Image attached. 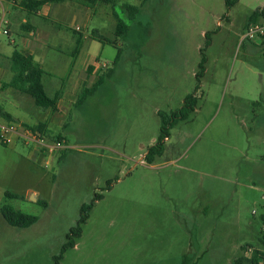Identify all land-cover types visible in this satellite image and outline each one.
I'll return each mask as SVG.
<instances>
[{
	"label": "rangeland",
	"instance_id": "374dc122",
	"mask_svg": "<svg viewBox=\"0 0 264 264\" xmlns=\"http://www.w3.org/2000/svg\"><path fill=\"white\" fill-rule=\"evenodd\" d=\"M143 1H127L140 7L134 18L117 12L128 37L106 45L97 63L115 68L113 75L80 104L84 86L72 98L64 89L65 127L52 123L45 136L66 150L34 160V145L18 136L6 146L0 139V264H53L82 206L96 195L102 198L61 264H232L243 247L257 245L264 216V37H243L264 0H239L231 9L227 0ZM6 28L0 45L20 49L18 31L9 36ZM60 59L55 68L64 67ZM62 80L57 73L44 79L50 97L63 89ZM193 94L195 112L171 129L163 156L149 164L159 113L178 111ZM6 111L31 126L42 121L21 107ZM6 205L39 221L12 227L1 213Z\"/></svg>",
	"mask_w": 264,
	"mask_h": 264
},
{
	"label": "crops",
	"instance_id": "0c3cea01",
	"mask_svg": "<svg viewBox=\"0 0 264 264\" xmlns=\"http://www.w3.org/2000/svg\"><path fill=\"white\" fill-rule=\"evenodd\" d=\"M23 1L0 0V28L3 23H6L7 28L5 31H8V35L11 36L17 30L21 41L20 49L0 45V107L5 112H7L6 105L16 108L21 107L27 112L39 116L42 121L31 126L18 120L8 112L17 124L34 128L42 127L43 133L49 137L52 123H59L61 128L65 127L63 121V114L66 113L64 89L68 91L67 94L72 98L75 96L74 91L80 89V86L87 88L85 86L88 82H91L93 86L100 76L112 69L107 67V70H102L98 67L97 63L101 64L100 56L105 46L109 44L103 45L95 38V35L104 36L114 44L112 46H118L116 16L120 17V14L117 12L120 11L124 15L126 13L130 14L128 7L133 5L128 4L127 1L129 0H111V3L98 1L92 6H84L78 0H64L46 3L38 10L33 7L29 10L23 5ZM99 9L102 12H99ZM89 26H92L91 31L85 32ZM105 31H108L110 37L101 34ZM11 44L15 46L16 41H11ZM16 50L30 57L35 64L43 69L46 75H49L43 77L44 87V79L53 77L54 73L63 78V86L61 87L63 89L57 91L54 97L47 94L50 98H57L56 110L41 109V107L35 109L30 95L14 88L4 87L13 78L11 57ZM61 56L64 58V67L55 68L58 65L57 62L61 60ZM0 120L4 119L0 117ZM59 137L64 138L62 135ZM41 154L38 149L34 148L31 157L34 160L41 159ZM31 191L28 192L30 196H32L31 193L38 195L37 191ZM263 233L264 224L258 233L257 245L243 247L238 258L244 256L250 260L254 254L253 252L262 250L260 239ZM245 248H247L246 251L242 253ZM249 249L253 250L251 254L248 253Z\"/></svg>",
	"mask_w": 264,
	"mask_h": 264
},
{
	"label": "trees",
	"instance_id": "16d2710c",
	"mask_svg": "<svg viewBox=\"0 0 264 264\" xmlns=\"http://www.w3.org/2000/svg\"><path fill=\"white\" fill-rule=\"evenodd\" d=\"M64 0H24L23 5L27 7V9L31 10L33 7L35 10L40 9L46 3H54V2H61ZM104 2V3H111V0H78L84 6H92L96 2ZM239 0H227V7L231 9L233 5H235ZM147 2V0L143 1V4ZM128 10L131 13V17L134 18L136 15L139 14L140 8L129 6ZM117 18V28H116V38L126 40L129 34V26L126 22H124L119 16ZM264 19V10H259L258 12L254 13L250 18V24L257 23ZM249 24V25H250ZM95 38L102 43L103 45L109 44L114 45L108 38L98 35H95ZM263 46V53H264V42L262 43ZM121 57V50L118 52L116 60L114 61V66L117 65ZM205 63L206 58L202 59L200 64V72L197 75V78L200 80L205 72ZM11 64H12V72L13 78L10 83L5 84V88H14L22 93L30 95L36 105L38 107L44 109H52L56 110L57 108V98L53 99L50 98L43 85V77L46 73L43 69L38 65L35 64L34 61L25 56L23 53L19 51H15L11 57ZM114 68L108 70L104 75L100 76L97 82L91 88H84L79 99L78 104L84 102L88 97H90L94 92H96L104 83L105 81L111 77L114 73ZM199 87L197 88V90ZM196 90V91H197ZM198 105V97L196 94L189 95L185 98L182 107L176 111L171 113L170 115L167 113H159L161 117V129H160V136L157 140V143L150 147L148 153L145 156V161L149 164H153L155 160L159 157H162L165 152V142L167 139L170 138V131L171 129L180 121L187 120L191 114H193L196 110ZM0 117H2L6 122L16 123L15 119L12 117L11 114L5 112L0 107ZM28 127V126H25ZM33 130H39L43 133L42 127H28ZM58 139H63L59 137ZM3 145L6 146L4 143ZM64 156V155H63ZM6 196L10 199H21L23 198L19 194L14 193H6ZM102 195H96L93 202L89 205H83L81 208V218L78 220L75 227H73L69 234L67 235V242L62 247L61 253L58 256L54 257L53 264H61V261L64 258V254L67 252L68 249L74 248L76 246V241L81 238L83 234V226L87 223L89 219V213L94 207L96 201L100 200ZM45 204V203H44ZM46 205V204H45ZM2 216L4 220L11 225L12 227L16 228H29L36 224L39 221V218L36 216L27 215L20 211L15 210L11 206H3L1 209ZM262 223L264 224V216L262 217ZM260 244L262 250H256L249 260L244 256L237 258L233 261L232 264H264V233L260 239Z\"/></svg>",
	"mask_w": 264,
	"mask_h": 264
},
{
	"label": "built area",
	"instance_id": "2783aa9c",
	"mask_svg": "<svg viewBox=\"0 0 264 264\" xmlns=\"http://www.w3.org/2000/svg\"><path fill=\"white\" fill-rule=\"evenodd\" d=\"M4 34H8V31H4ZM261 37H264V19L248 25L243 41L257 42V39ZM12 136H18L27 145H34L44 157L46 156L45 159H49L52 155L67 149L66 145L60 141L51 142L49 139L47 140L45 134L39 130H33L17 123L0 121V139L8 144ZM49 165V160H46L44 166L48 168ZM252 251L249 249L248 253Z\"/></svg>",
	"mask_w": 264,
	"mask_h": 264
}]
</instances>
